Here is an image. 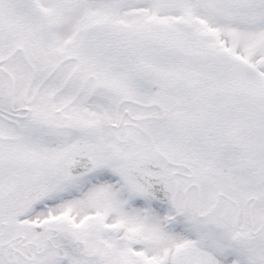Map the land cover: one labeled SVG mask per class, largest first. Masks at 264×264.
I'll use <instances>...</instances> for the list:
<instances>
[{
	"label": "snow or ice",
	"instance_id": "snow-or-ice-1",
	"mask_svg": "<svg viewBox=\"0 0 264 264\" xmlns=\"http://www.w3.org/2000/svg\"><path fill=\"white\" fill-rule=\"evenodd\" d=\"M0 264H264V0H0Z\"/></svg>",
	"mask_w": 264,
	"mask_h": 264
}]
</instances>
